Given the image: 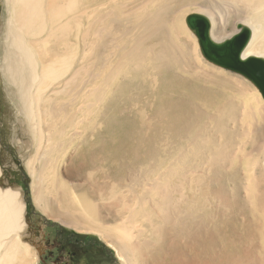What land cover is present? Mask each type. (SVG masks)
Listing matches in <instances>:
<instances>
[{"label":"rangeland","instance_id":"374dc122","mask_svg":"<svg viewBox=\"0 0 264 264\" xmlns=\"http://www.w3.org/2000/svg\"><path fill=\"white\" fill-rule=\"evenodd\" d=\"M158 1L85 3L89 10L85 35L76 41L78 57L59 82L63 93L52 96V104L64 108L54 117L49 105L38 108L34 124L42 136L38 132V144L32 145L20 111L21 61L7 60L11 36L6 39L4 32L10 19L0 0V185L16 190L25 204V232L12 238L20 243L23 264H121L98 229L120 227L125 220L134 239L128 257L137 264H264V214L246 172L247 153L255 144H262L257 158H264V105L235 73L202 63L185 24L180 36L190 43L192 56L174 39L179 63L153 59L151 53L142 62L124 61L156 7L172 21L182 12L184 18L195 14L198 8L187 4L202 0ZM238 12V20L231 17L235 12L220 17L225 30L216 27L218 40L243 27L247 12L243 7ZM92 14L95 22L89 21ZM93 48L95 54L89 53ZM68 51H51L45 60ZM80 68L81 77L74 74ZM68 79L72 83L65 87ZM50 84L43 96H51ZM252 100L254 110L242 118L243 104ZM222 114L227 118L217 120ZM48 133L63 148L53 146L43 164L38 148L47 144ZM27 163L43 175L35 172L32 178ZM38 192L47 202L34 201ZM77 196L94 206L98 229L93 221L85 224Z\"/></svg>","mask_w":264,"mask_h":264},{"label":"bare ground","instance_id":"6f19581e","mask_svg":"<svg viewBox=\"0 0 264 264\" xmlns=\"http://www.w3.org/2000/svg\"><path fill=\"white\" fill-rule=\"evenodd\" d=\"M88 1L89 3L92 2L93 4L94 3L100 4L102 0H5L7 5L6 11H7V15L9 16L10 22H9L7 34L6 32H4L5 30H2V32L5 33L6 39H8L9 36H11V38L8 41V48L10 49V51L7 60L10 61V65L12 64V61L15 64L21 61V70L23 72V75H22V81L20 83V101H19L21 102L20 111L23 112L25 118L29 122L28 124L31 130V136L32 138H34L32 145L38 144V134H37L38 132L40 137L42 136L40 128L34 124V121L39 120L37 118L38 108L41 105L42 106L49 105L50 106L49 113L52 117L56 116V114H58L64 108V106H61L60 108H56L52 104V96L63 93V90L59 82L61 81V79L66 77V75L70 72L71 66L73 64L72 62H74L78 57V51L75 52V49L77 48L79 49V44H77L76 41L85 35V25H83V23L86 17L88 16L89 8L85 4ZM194 1L195 0H193V2ZM197 1L199 2V0ZM202 1L195 4L194 3L187 4V6L197 7L198 9L196 11L194 10L195 14L202 15L209 21L210 23L209 35L211 40L216 43H220L222 42V40H224V38H221L219 40L218 38H216V36L218 35L217 32L218 27H219V33L220 31H222L223 33L225 30V26L222 20L220 19V17H222V15L226 11L229 13V15H231L232 12H235V14L233 13L234 15H231V17L234 18L235 20H238V15H239L238 9L243 7L247 12L246 14L248 17H246L244 21L240 23V25L243 27H247L250 30L251 35L246 48L243 50L241 54V58L245 60L248 57H256L264 60V0H226L225 3H224L225 0H210V1L202 0ZM158 2H161V0ZM182 13L179 16H176L174 20L168 21L161 13V10H159L156 7L155 13H153L149 19L145 20L143 24V27L145 28L143 38L138 40L136 44L132 47V49L129 51V53L123 56L122 59L127 62L138 63V62H142L143 60L150 59V53H151L153 59H158L162 61H167V60L171 61V59L177 61L178 59V63H179L180 54L177 51L175 45L173 44L174 39L180 41L182 46L185 48L186 52L188 50L187 54L192 56L190 43L186 41L184 37L180 36V32L182 30L183 25L185 24L186 26L185 23L186 18L182 16ZM96 19L97 17L95 16V14H92V16L89 17L90 22H95ZM6 28L7 26H5V29ZM186 28L188 29L187 26ZM213 28L216 29L215 34H212ZM97 37H98V31L94 34V38L97 39ZM192 37L196 39V43L198 47V50H195V52L198 55L200 54V56L202 57L200 48L198 46L197 38L195 37L194 34H192ZM28 38H29L28 41L29 44L26 43ZM74 43H76V45H74ZM60 49H65L66 51L68 50L69 51L64 56L60 57L57 60L54 61L45 60V58L50 54L51 51L55 50L58 53ZM195 49L197 48L195 47ZM95 51H96L95 48H93L91 51H89V53L95 54ZM201 59L204 60L202 61V63L206 64L207 66L215 69L218 68V70L219 69L222 70V68L209 63L203 57ZM81 70L83 69L81 68L78 69L74 74L81 77L80 76V73H82ZM236 76L241 78V82H243V84H246L253 89V92L256 94L259 103L264 105V99L262 98L258 89L245 77L240 76L238 74H236ZM235 82H239V80ZM48 83H51L50 86L52 87V92L50 97H46L41 94L43 91L48 89L49 87ZM71 83H72V79H68L65 84V87H68ZM245 89L248 88H244V91ZM240 93L243 94L244 98L246 97V95L243 92ZM253 100L252 102H250V104L247 105L243 104V108H242L243 110H241L242 118H244L243 117L244 114L246 113L248 114L249 110H254L255 102H253ZM234 101L237 102V100L235 99ZM226 118L227 116L225 114H222L217 116L216 119L224 120ZM50 129L52 128H49L47 130ZM79 132L78 133L76 132L77 135L75 134L74 136H78ZM219 135L220 134H218V137H221ZM47 136H48L47 144L40 145L38 148L39 150H42L44 154L43 156H40L39 154L37 156V158L40 159L43 164L50 161L51 155L47 157L46 155L52 153L53 146H55L54 148H58V149L63 148V145L57 144L56 142L57 140L55 141V139L51 137L49 133L47 134ZM217 141L219 140L217 139ZM253 144H254V140L251 145ZM261 148H262V144H255V146L251 148L250 152L248 151L247 157L249 158L248 161L249 163L246 165L247 167L246 172H248V174L251 176V179H249L248 181L249 184L252 185L251 186L253 189L252 192L258 193L257 195L256 194L255 195L259 201L258 202L259 205L257 204V207H259L258 208L259 212L264 214V199L262 197L264 195L263 193L264 188H262L263 185L262 182L264 181V177H263L264 169L261 166V163H264V158H257V155L261 150ZM216 150L220 151L221 149H215V151ZM242 151H244V149ZM212 153L214 154L215 152ZM241 153L244 154V152ZM219 155L222 156L221 153H219ZM216 156H218V154ZM235 157L236 156H234L233 158ZM220 160L222 161V159ZM243 164L245 163L243 162ZM27 168L32 178L34 177L35 172H38L37 175L38 177L43 175L42 170L31 166L29 163H27ZM1 173L2 172L0 170V179L2 177ZM227 173L229 172L227 171ZM37 176L35 178H37ZM39 183L40 181L38 182V184ZM39 188L37 187L36 190L37 191L40 190ZM42 191L43 190H41L40 192ZM32 195H34V193ZM83 198H85V196H83ZM83 198L81 196L76 198L77 200L76 202L78 204L76 206L79 209L80 214L85 218V224H88V222L93 221L95 223L94 229H98L99 222H97L95 216V210L93 208L94 206L92 207V205L88 203L89 200L88 202H85ZM33 199L36 203L47 202L46 201L47 197L39 192L34 196ZM24 211H25V204L23 201H21L19 193L16 190L13 191V189L11 188L5 189L0 185V264H23L22 256L24 254L22 253V248L19 246L20 243L18 244V241H14L13 239L14 236H17L18 238V236L22 232H25V223L23 221ZM127 222L128 220H125L124 225L120 227L99 228L98 231L100 232V239H102L105 242L104 245L114 250L116 254L115 256H117V258L118 257L120 258L118 259L119 262L121 260L120 262L121 264H137L129 259L130 256L128 257L129 245L131 244V242H133L134 239H133V235H131V233L125 226V224L128 225ZM131 223L129 225H131ZM70 225L71 223H69L67 227H70ZM132 226L133 224L131 225V227ZM26 250L27 249H25V251ZM131 258L133 259V256ZM253 263L260 264V261L258 262L256 260Z\"/></svg>","mask_w":264,"mask_h":264},{"label":"water","instance_id":"95a60500","mask_svg":"<svg viewBox=\"0 0 264 264\" xmlns=\"http://www.w3.org/2000/svg\"><path fill=\"white\" fill-rule=\"evenodd\" d=\"M185 23L197 38L201 55L206 61L245 77L264 99V60L256 57H248L245 60L241 58L251 35L247 27L238 26L239 31L231 38L216 43L210 38V23L204 16L197 14L187 16Z\"/></svg>","mask_w":264,"mask_h":264},{"label":"flooded vegetation","instance_id":"af4514ba","mask_svg":"<svg viewBox=\"0 0 264 264\" xmlns=\"http://www.w3.org/2000/svg\"><path fill=\"white\" fill-rule=\"evenodd\" d=\"M89 243H90V242H89ZM89 243H88V247H89V246L92 247L93 245H89ZM84 246L87 247V245H84V244H83V247H84ZM58 248H60V250H61L62 252H64V253L67 252L66 249H65V247H64L63 245H60ZM72 263H73V262H72ZM44 264H46V262H45ZM70 264H71V263H70Z\"/></svg>","mask_w":264,"mask_h":264}]
</instances>
